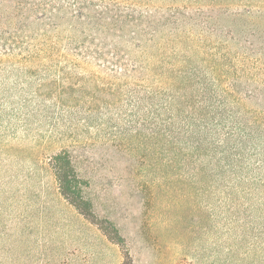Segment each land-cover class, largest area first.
<instances>
[{
	"label": "rangeland",
	"instance_id": "obj_1",
	"mask_svg": "<svg viewBox=\"0 0 264 264\" xmlns=\"http://www.w3.org/2000/svg\"><path fill=\"white\" fill-rule=\"evenodd\" d=\"M206 25L213 32L196 38L202 55L189 52L193 63L210 72L220 61L229 73L222 86L241 83L247 111L264 110V15ZM42 72H3L0 264H264V195L237 189L231 159L145 139L115 108L90 114ZM63 148L105 232L60 197L51 164Z\"/></svg>",
	"mask_w": 264,
	"mask_h": 264
},
{
	"label": "trees",
	"instance_id": "obj_2",
	"mask_svg": "<svg viewBox=\"0 0 264 264\" xmlns=\"http://www.w3.org/2000/svg\"><path fill=\"white\" fill-rule=\"evenodd\" d=\"M153 1L0 0V94L6 68L41 69L89 113L115 108L145 139L231 159L237 189L264 195V110L247 111L241 83L222 86L220 61L206 72L191 59L211 19L264 15V0ZM51 166L60 197L105 232L71 150L54 153Z\"/></svg>",
	"mask_w": 264,
	"mask_h": 264
}]
</instances>
